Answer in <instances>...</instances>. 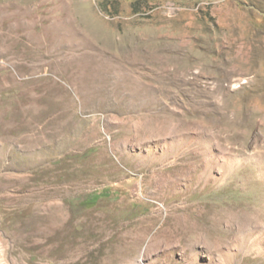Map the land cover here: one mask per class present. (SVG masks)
<instances>
[{"label": "rangeland", "instance_id": "374dc122", "mask_svg": "<svg viewBox=\"0 0 264 264\" xmlns=\"http://www.w3.org/2000/svg\"><path fill=\"white\" fill-rule=\"evenodd\" d=\"M0 264H264V0H0Z\"/></svg>", "mask_w": 264, "mask_h": 264}, {"label": "bare ground", "instance_id": "6f19581e", "mask_svg": "<svg viewBox=\"0 0 264 264\" xmlns=\"http://www.w3.org/2000/svg\"><path fill=\"white\" fill-rule=\"evenodd\" d=\"M58 30H61L60 28H58Z\"/></svg>", "mask_w": 264, "mask_h": 264}]
</instances>
